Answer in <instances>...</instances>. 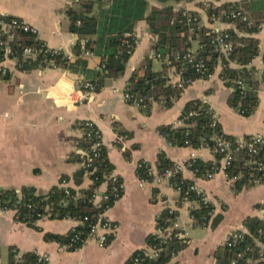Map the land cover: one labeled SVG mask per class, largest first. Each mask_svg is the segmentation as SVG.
<instances>
[{
    "label": "crops",
    "instance_id": "0c3cea01",
    "mask_svg": "<svg viewBox=\"0 0 264 264\" xmlns=\"http://www.w3.org/2000/svg\"><path fill=\"white\" fill-rule=\"evenodd\" d=\"M71 1L0 0V16L25 20L38 31V40L51 49L73 56L78 36L70 30L67 10ZM240 1L223 0L222 4ZM204 2H183L176 7L197 13L207 28H233L222 20L210 24L203 9ZM150 5L163 7L153 0ZM105 9H96L95 14ZM135 34L138 45L124 76L106 80L99 92L83 102L80 100L88 73L76 74L54 67L22 72L12 59L0 63V190H16L20 195L21 188L29 186L35 188L37 195H47L55 187L65 188L64 182L69 189H90L92 183L88 177L85 176L79 185L75 179L82 171V123L87 120L94 122L102 132L111 169L124 184L121 198L109 212L117 229L103 248L89 239L80 249L69 251L45 239L46 233L67 235L78 225L74 219L46 218L30 226L19 221L13 212H0L1 264H8L11 247L21 253L35 251L46 256L50 264H130L134 253L147 249L146 239L150 234L167 237L172 232L189 239L188 247L173 259L174 264H218L224 256L227 235L244 231L243 221L248 217L264 218V210L258 208L264 205V183L236 193L233 182L223 172L211 180H204L186 168L183 178L202 190L214 206L213 218L223 216L216 228L211 225L213 218L208 226L196 227L191 215L193 203L180 204V194L168 181L141 185L136 174L139 163L144 161L153 167L155 176L161 153L175 164L186 165L193 154L203 161H215L209 148H176L159 132L162 126H179L182 111L192 100H203L211 107L224 134L236 139L257 134L264 136V24L256 35L261 54L248 66L253 79L260 85V103L248 118L229 106L232 89L220 78L221 65L209 79L197 80L187 87L171 108L156 101L144 109L127 103L124 93L136 69L153 52L151 47L155 41L146 21L136 25ZM194 47L192 43L195 53L199 43ZM89 59V69L97 71L100 57L95 55ZM156 60L160 59L153 61L152 69L159 72L163 62L160 60L156 67ZM3 68L9 69V80L3 78ZM168 72L170 83L179 80L175 67ZM144 76L145 71H139V77ZM104 190L106 187H102ZM166 209L178 212V218L173 226L163 231L157 228V219Z\"/></svg>",
    "mask_w": 264,
    "mask_h": 264
},
{
    "label": "trees",
    "instance_id": "16d2710c",
    "mask_svg": "<svg viewBox=\"0 0 264 264\" xmlns=\"http://www.w3.org/2000/svg\"><path fill=\"white\" fill-rule=\"evenodd\" d=\"M163 5V7H151L150 0H114L112 4H105L100 1H81L74 6H69L67 15L70 19V30L78 36V40L73 47V56L59 51L54 54L48 52L40 53L37 58L24 55V50L28 47L34 50L43 48V42L36 36L20 31H12L0 38V63L5 60L4 48L11 47L14 51L16 67L22 72H31L39 69L60 68L71 73H88V82L96 87L99 92L108 79H118L124 76L126 66L132 55L136 51L137 45L132 48V54H127L128 45L124 43V35L134 32L139 22L146 21L155 41L151 50L161 53L160 60L163 62V69L159 72L153 71L152 63L157 57L147 56L134 72L128 90L132 94L154 96V101L161 103L165 108H171L175 101L181 97L185 90H177L170 84L168 70L175 67L179 75L184 79L207 80L210 75L221 65L220 78L225 82L232 92L228 98L230 107L238 111L242 116L251 117L259 107L260 85L252 77L248 66L261 54L260 40L257 34L264 24V0H242L238 3H224L220 6L206 8L203 6L207 21L214 23V18L220 16L221 9H240L248 14L249 22L226 21L233 25L232 29L223 30L227 32L233 45L230 55L224 56L214 52L212 45V28H207L202 18L194 12L177 8L183 2L192 3L198 0H153ZM106 8L96 15V9ZM7 16H0V22L7 20ZM80 23V24H79ZM1 31V27H0ZM88 42L82 45V41ZM198 42L199 49L195 52L197 60H203L208 73L202 76L186 62L184 56L188 51H192V43ZM86 51L93 52L100 57V64L97 71L89 69V58L85 57ZM105 66V67H104ZM144 70L145 76L139 77V71ZM91 74V75H89ZM10 79V75L3 77ZM242 82L240 85L239 82ZM87 82V83H88ZM150 103L147 105L149 106ZM215 113L211 107L203 100L196 99L189 101L179 118V126L167 125L159 128L161 135L167 142L176 148H191L200 150L203 148L213 149L215 146V136H222L233 145V161L226 171L228 180H236L232 183L233 190L240 193L244 189H249L264 183V145L257 147V153L250 156L246 150H236L237 140L233 136L224 134L219 123L214 125ZM122 134L129 136L127 132ZM249 139V137H246ZM90 144L83 142L81 146L87 148ZM101 159V172L97 175L96 181L102 179V174L112 168L108 161L106 151ZM129 153V152H128ZM130 154V153H129ZM215 161H203L194 158L186 162L189 170L198 178L208 180L209 172L217 173V167L221 166L224 156L215 155ZM249 159L257 161V164H248ZM260 164L262 166H260ZM175 163L164 153L159 154L156 165V173L163 175L169 170H173ZM136 174L140 180L152 182L155 178L153 167L141 161L137 167ZM85 177L84 171L76 174V184L82 183ZM173 187H179L180 204L184 201L193 203L194 208L191 215L194 219V226L206 227L214 216V206L210 202L203 201V195L196 191H189L191 181L185 180L183 174H174L170 178ZM92 189L74 190L71 189V196L65 195V189L53 188L47 195H37L33 187L24 186L21 188V198L16 190H0V203L2 206L17 209L19 221L30 226L34 223L26 220L28 214L27 205L30 203L52 202L69 199L67 206H57L55 208V218L59 220L74 219L76 221L89 218L83 224L77 225L67 235L45 234V239L57 242L62 246L68 244L75 236L87 237L89 223L96 217L97 210L89 199ZM157 190L154 189V194ZM80 194L81 197L75 200L73 197ZM258 208L264 210V205ZM178 218V212L170 209L164 210L157 219V228L166 230L173 226ZM223 216L218 215L213 218L212 228H216L222 221ZM243 239L237 241L233 247L224 245V256L218 264H264L261 256L264 250V218L248 217L243 221ZM147 249L139 250L132 256V259H139L141 264H174L173 259L189 245V239H182L172 232L170 236L163 237L157 233L150 234L147 239ZM149 249L158 252L156 258H151ZM74 251V250H70ZM241 255V256H240ZM8 264H44V256L35 251L21 253L17 248L9 249ZM1 264V263H0Z\"/></svg>",
    "mask_w": 264,
    "mask_h": 264
},
{
    "label": "built area",
    "instance_id": "2783aa9c",
    "mask_svg": "<svg viewBox=\"0 0 264 264\" xmlns=\"http://www.w3.org/2000/svg\"><path fill=\"white\" fill-rule=\"evenodd\" d=\"M81 1H88V0H72L70 3V6H74L75 4L81 2ZM100 1L105 4H112L114 0H95ZM223 0H205L204 7L210 8L212 6H220L222 5ZM220 16L218 18H214V23L219 20H226V21H242L245 23H248L249 25V18L248 15L241 11L240 9H234V10H227V9H221L219 11ZM7 20H2L0 22V38L4 37L7 33L12 31H20L26 34L37 36L38 31L36 28L31 26L28 22L25 20L19 19V18H13V17H6ZM80 24V23H79ZM211 35L213 36L212 45L214 47V52L229 56L230 53L233 50L232 42L230 41L229 35L227 32H224L223 30H220L218 28L212 27ZM124 43L128 45V51L127 54H132V48L134 45H138V36L134 32H128L124 35ZM88 40L84 39L82 41V45L87 43ZM5 52V60L12 59L15 61L14 58V51L11 49V47L4 48ZM48 52H52L54 54L58 53L59 50L57 49H51L45 44H43V48L40 50H34L33 48H26L24 50V55L32 58H37V56L40 53L46 54ZM193 51H188V53L184 56V59L188 64L192 66V68L196 71V73L205 76L208 73L206 64L203 60H197ZM87 58H93L95 55L93 52L86 51L84 54ZM150 57H157L160 59L162 57L161 53H157L156 51H153L150 53ZM72 58V56H71ZM105 67V66H104ZM56 68V67H54ZM2 76L5 77L9 74V69L3 68L1 72ZM212 75L209 76V78ZM194 82L191 79H184L182 78L181 74L179 75L178 81H171V85L173 88L177 90H185L187 87L191 86ZM239 84L241 85L242 82L240 81ZM96 92V87L92 83H87L84 86V94L81 96V102L86 101L90 98V96ZM124 98L127 103L136 106L140 109H144L147 107L149 103L155 102L154 96L145 94V95H136L132 94L129 91H126L124 93ZM205 102V101H204ZM206 103V102H205ZM214 125L218 123L217 118H214ZM181 124V123H180ZM82 130H83V139L85 142H88L90 145L87 148H84L83 153V161H82V171H84L85 176L88 177V179L91 181V188L93 187L92 195L89 201L93 204V207L97 210L96 217L93 221L89 223V232L87 234V237L81 238L79 236H75L71 239V241L66 244L64 247L67 250H78L80 249L89 239H94L100 247H105L111 236L114 235L116 232V225L113 224L112 220L109 217V212L112 209V207L116 204V202L121 198L123 190H124V184L120 181V179L114 174V171L112 169L105 170L102 174V179L98 182L95 178H97V175L99 172H101V159L102 156H104V140L102 136V132L100 129L96 126V124L90 120L84 121L82 123ZM215 146L212 150L214 155H221L224 156L222 160L221 166L217 167V173L209 172L207 174V179L211 180L215 177L216 174L223 172L226 175V171L228 167L231 165V162L233 161V145L231 142L225 140L222 136H215ZM264 145V136L261 134L250 136L249 139L242 138L237 140L236 150H246V152L253 156L257 153V147ZM195 155H191L190 160H193ZM248 164L255 165L257 164V161L253 159H249ZM260 166H262L260 164ZM189 169V165H182V164H175V167L173 170H169L165 172L163 175H155V178L152 182L146 181V180H140V184L144 185L147 183H160L162 180H166L170 183V178L174 174H183L185 169ZM226 178L228 179L227 175ZM236 178L233 180H229L230 182H234ZM171 184V183H170ZM63 185L65 186V195L69 198L71 196V189L66 187V183L64 182ZM102 187H106V190L102 191ZM173 187V186H172ZM175 190L180 194L181 190L178 187H173ZM189 191H196L198 194L203 195V201L208 202V199L206 198L205 194L202 192V190L195 184H191L189 187ZM80 194H76L73 198L77 200V198H80ZM19 198H21V194L19 195ZM66 200H57L52 202H46L43 200L41 206L38 203H30L27 205L28 208V214L25 218L26 220L33 222L34 224L44 220L46 218H55L56 210L55 208L57 206H67L69 204V199ZM0 212H13L15 216L18 218L19 214L17 209H11L7 208L1 205L0 203ZM86 221H89L88 217H85L84 220H79L80 224L85 223ZM244 233L239 231H234L232 233H229L225 239V245L228 247H233L237 241L243 239ZM177 237L183 238V235L178 233L176 234ZM262 249L264 250V245H261ZM149 255L151 258H156L158 256V252L149 249L148 250ZM241 256V255H240ZM44 264H50L49 259L44 256ZM261 261L264 262V254L261 256ZM130 264H141L139 259H135ZM232 264H237L235 261ZM252 264H256V262H253Z\"/></svg>",
    "mask_w": 264,
    "mask_h": 264
},
{
    "label": "rangeland",
    "instance_id": "374dc122",
    "mask_svg": "<svg viewBox=\"0 0 264 264\" xmlns=\"http://www.w3.org/2000/svg\"><path fill=\"white\" fill-rule=\"evenodd\" d=\"M194 44H195V45H198V43L193 42V48L197 47V46L194 47ZM160 62H161L160 60H156V61H155V63H156V67L160 65Z\"/></svg>",
    "mask_w": 264,
    "mask_h": 264
}]
</instances>
